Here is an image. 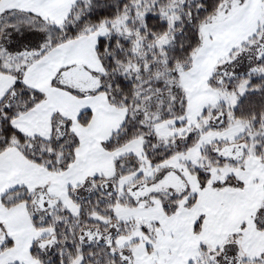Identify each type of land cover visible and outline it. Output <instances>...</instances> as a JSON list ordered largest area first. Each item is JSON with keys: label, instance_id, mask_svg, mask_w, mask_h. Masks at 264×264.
I'll return each instance as SVG.
<instances>
[{"label": "snow or ice", "instance_id": "6c2138e0", "mask_svg": "<svg viewBox=\"0 0 264 264\" xmlns=\"http://www.w3.org/2000/svg\"><path fill=\"white\" fill-rule=\"evenodd\" d=\"M111 4L0 0V264H264V0Z\"/></svg>", "mask_w": 264, "mask_h": 264}, {"label": "trees", "instance_id": "16d2710c", "mask_svg": "<svg viewBox=\"0 0 264 264\" xmlns=\"http://www.w3.org/2000/svg\"><path fill=\"white\" fill-rule=\"evenodd\" d=\"M96 3L97 5H99V7L94 10L95 14L89 13L90 18L92 19H96L99 14H106V9L114 8V5L111 4V2H107L106 0H96ZM117 82H119L121 84V87L125 90H127V88L131 86V81L123 80L122 77H118ZM253 98L257 101V103L260 102V98L258 96H254ZM55 258L56 257L54 256L53 259Z\"/></svg>", "mask_w": 264, "mask_h": 264}, {"label": "rangeland", "instance_id": "374dc122", "mask_svg": "<svg viewBox=\"0 0 264 264\" xmlns=\"http://www.w3.org/2000/svg\"><path fill=\"white\" fill-rule=\"evenodd\" d=\"M107 2H111V0H106ZM245 64L247 63V60H246V58L244 59V61H243Z\"/></svg>", "mask_w": 264, "mask_h": 264}]
</instances>
